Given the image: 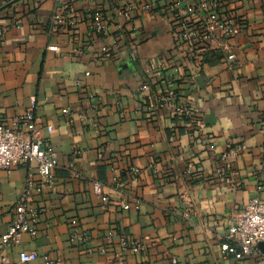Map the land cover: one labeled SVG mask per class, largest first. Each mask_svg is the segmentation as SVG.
I'll return each mask as SVG.
<instances>
[{
  "label": "crops",
  "instance_id": "crops-1",
  "mask_svg": "<svg viewBox=\"0 0 264 264\" xmlns=\"http://www.w3.org/2000/svg\"><path fill=\"white\" fill-rule=\"evenodd\" d=\"M174 3L22 0L0 13V124L32 110L58 155L54 186L31 203L37 235L0 246L10 264L22 253L37 254L28 264H264L262 250L240 261L222 251L235 216L264 203V0H222L241 34L194 45L178 37ZM171 90L190 117L155 106ZM38 180L34 166L0 170V238ZM145 237L146 253L116 257L123 239Z\"/></svg>",
  "mask_w": 264,
  "mask_h": 264
},
{
  "label": "built area",
  "instance_id": "built-area-1",
  "mask_svg": "<svg viewBox=\"0 0 264 264\" xmlns=\"http://www.w3.org/2000/svg\"><path fill=\"white\" fill-rule=\"evenodd\" d=\"M222 0H201L199 6L185 0H175L174 9L178 12L180 28L179 39L189 45L196 43H206L216 37L232 38L241 34V26L236 18L224 20L221 8ZM202 13H205L202 17ZM97 19V30L103 29V17L100 13L95 14ZM130 20L131 13H124ZM61 23L60 19H56ZM199 20L198 27L205 30L200 35L195 28L194 21ZM121 27V26H120ZM122 28V27H121ZM5 34L4 29H0V38ZM53 49V48H52ZM103 60L108 62L113 60V53L108 47L102 49ZM230 62L235 61V55L228 57ZM199 61H202L200 57ZM142 92H149L150 86L144 84ZM172 111L180 118L190 117L193 113L187 102L179 99L176 90H171L166 95L158 98V104ZM44 130L51 133L52 126L43 128L35 113L31 110L23 117L17 119L12 127L0 124V170L10 173L18 166H34L38 171L39 180L29 181L24 188L21 199L15 209L14 221L6 235L0 238V246L9 247L18 244L22 235L29 234L32 237L37 235L36 224L40 219V214L31 207L35 196L42 195L47 189L54 186V171L58 166V155L44 136ZM245 146L238 150L230 151L225 155L224 160L237 156L239 152L245 150ZM221 170L220 172H222ZM101 183H95V192L101 194ZM129 211L130 205L123 207ZM140 204L134 207L135 211L140 210ZM74 238H78L77 231L73 233ZM228 240L231 244L222 245V251L234 255L235 259L243 260L259 255V245L264 243V203L258 199L251 200L248 205L233 220V225L229 229ZM151 240L149 237L141 241L123 239L121 241V252L116 257H122L124 252L134 255H141L147 252V247ZM169 256V253H165ZM38 258L36 253L20 254V261L28 264ZM47 263L48 260L46 259ZM0 264H10L8 258L0 255ZM172 264H178L176 259H172Z\"/></svg>",
  "mask_w": 264,
  "mask_h": 264
},
{
  "label": "water",
  "instance_id": "water-1",
  "mask_svg": "<svg viewBox=\"0 0 264 264\" xmlns=\"http://www.w3.org/2000/svg\"><path fill=\"white\" fill-rule=\"evenodd\" d=\"M22 0H14L11 3H8L7 5L3 6L2 8H0V13L4 12L5 10H7L8 8H10L11 6H13L14 4L20 2ZM259 249L264 251V243H261L259 245Z\"/></svg>",
  "mask_w": 264,
  "mask_h": 264
}]
</instances>
